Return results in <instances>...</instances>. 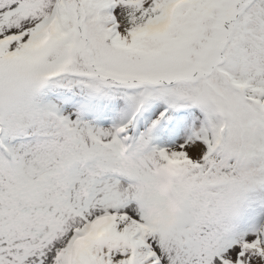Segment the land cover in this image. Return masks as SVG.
Wrapping results in <instances>:
<instances>
[{"label":"snow or ice","instance_id":"1","mask_svg":"<svg viewBox=\"0 0 264 264\" xmlns=\"http://www.w3.org/2000/svg\"><path fill=\"white\" fill-rule=\"evenodd\" d=\"M0 264H264V0H0Z\"/></svg>","mask_w":264,"mask_h":264}]
</instances>
